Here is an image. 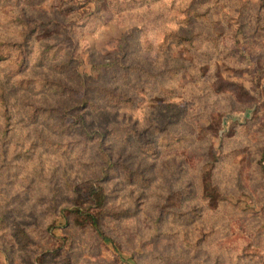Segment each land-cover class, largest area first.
I'll list each match as a JSON object with an SVG mask.
<instances>
[{"label": "rangeland", "instance_id": "obj_1", "mask_svg": "<svg viewBox=\"0 0 264 264\" xmlns=\"http://www.w3.org/2000/svg\"><path fill=\"white\" fill-rule=\"evenodd\" d=\"M51 17L67 23L64 49L34 36L19 74L0 61V264H264V0H0V36ZM130 32L124 67L99 75ZM75 68L96 82L69 80ZM113 86L133 103L108 107ZM79 110L109 128L102 145L77 131ZM101 146L116 165L94 212L114 242L70 213L102 175ZM44 155L65 162L50 178Z\"/></svg>", "mask_w": 264, "mask_h": 264}, {"label": "trees", "instance_id": "obj_2", "mask_svg": "<svg viewBox=\"0 0 264 264\" xmlns=\"http://www.w3.org/2000/svg\"><path fill=\"white\" fill-rule=\"evenodd\" d=\"M143 4L146 3V0H142ZM201 14V13H200ZM33 20L28 19V22H24L22 31L20 32L18 39L21 40L18 41L16 38H14V34L11 33H4L3 36H0L3 38V41L0 42V61H8L16 66V73L19 74L20 71L17 72V70L21 69L22 66L26 63L27 60V53L30 50L29 45H31V41L34 40V36H37L35 40H38L44 44V41H47L48 38H55L57 40H60L59 42H63L66 37L71 38L70 31L67 28V23H64L63 21L58 20L57 18L51 17V18H41L40 21H36V23L33 25L31 22ZM133 32L126 33L123 35V38L121 39L120 43V51H123V53H115L111 56V58L107 61L101 62L99 64L94 63L93 69L100 75L102 73H107L108 70H111L113 68H116L117 66L124 67V59L126 57V46L128 45V38L132 36ZM66 36V37H65ZM72 39V38H71ZM16 40L18 42H16ZM34 40V42H35ZM58 43L60 49L62 48V45H66V42ZM47 48H49L51 45L47 44ZM52 49V48H50ZM74 59L73 56L69 55V60H66L62 64H60L59 67L61 68H67L68 64ZM18 68V69H17ZM97 77L92 76H86L82 73H80L76 68L71 69V72H69L68 79L74 80L77 85H80L81 87H87L90 86L88 84L89 80H94L96 82ZM44 81V80H43ZM44 87L48 91L54 90H60V95H72L73 92H75L76 86H70L67 85L63 80L58 79L57 81L48 80L45 82ZM48 87V88H47ZM4 86L0 85V108L2 109L3 116L10 117L9 114H11V104L9 99V94L6 93V91L3 90ZM116 87L113 86L108 90L109 96L114 97V101H107L106 103L109 104V106H117L121 107L122 104H129L133 103V98L129 96L128 92L129 90H125L126 92H117ZM78 91V90H77ZM76 91V92H77ZM59 101V106L64 107L63 114L69 113L71 111H74V109L79 108L80 106H69L65 102L60 103L62 100ZM81 105V104H80ZM84 105L87 107V105H93L89 104L88 100H84ZM75 122L78 123V129L77 131H82L83 133L87 134L90 139L93 137L94 134L99 135L98 139L100 140V144L102 145V142L107 141L109 138V128H95L90 129V125L88 124L89 120L87 118V112H82L79 110L78 112H75ZM102 114L106 115L104 112ZM37 115V113H35ZM107 115H111V113H107ZM106 129V130H104ZM93 134V135H92ZM107 138V139H106ZM105 148L101 146V176L96 178L95 180H89L87 183L88 185L85 187V192L83 193L81 190H79V187H76L75 191L78 192V195L75 198V204L73 208H71L70 213H73L78 218L80 216H83V224L86 222L90 224L96 233L102 238H108L111 240V242H114L113 238L108 237L103 229L102 223H101V213L104 211V209H101L99 212L95 213L94 209L98 207H105L106 200H107V192L105 190L103 182L109 178L110 171L113 170L115 167V161H113V156L111 152L106 151L103 152ZM124 173H122L124 180H132L133 171L129 169L128 166H124ZM207 176L204 174V185H203V197L208 200H216V193H218L219 186L213 185L212 190L209 191V184L207 182ZM211 203V202H210ZM86 225V224H85Z\"/></svg>", "mask_w": 264, "mask_h": 264}, {"label": "clouds", "instance_id": "obj_3", "mask_svg": "<svg viewBox=\"0 0 264 264\" xmlns=\"http://www.w3.org/2000/svg\"><path fill=\"white\" fill-rule=\"evenodd\" d=\"M139 111L141 112L143 118L147 119L150 113V106L145 104L143 108L139 109ZM0 112H2V109H0ZM0 123H2V121H0ZM45 135H47V133H45ZM39 152L43 153V147L40 148ZM42 158H43V162L45 166L44 175L45 177H48V178H50L51 176V172L53 170L54 164L57 166H63L65 163L63 160L59 159V157H57L55 160H50V158L47 155H44Z\"/></svg>", "mask_w": 264, "mask_h": 264}]
</instances>
